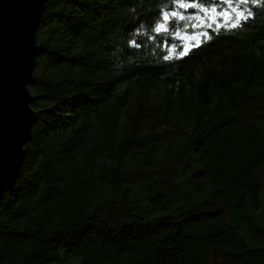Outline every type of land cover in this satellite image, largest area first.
Instances as JSON below:
<instances>
[{
    "label": "trees",
    "instance_id": "trees-1",
    "mask_svg": "<svg viewBox=\"0 0 264 264\" xmlns=\"http://www.w3.org/2000/svg\"><path fill=\"white\" fill-rule=\"evenodd\" d=\"M172 7L46 0L0 264H264V7L165 60Z\"/></svg>",
    "mask_w": 264,
    "mask_h": 264
},
{
    "label": "water",
    "instance_id": "water-1",
    "mask_svg": "<svg viewBox=\"0 0 264 264\" xmlns=\"http://www.w3.org/2000/svg\"><path fill=\"white\" fill-rule=\"evenodd\" d=\"M46 0H0V198L10 190L31 137L36 31Z\"/></svg>",
    "mask_w": 264,
    "mask_h": 264
},
{
    "label": "snow or ice",
    "instance_id": "snow-or-ice-1",
    "mask_svg": "<svg viewBox=\"0 0 264 264\" xmlns=\"http://www.w3.org/2000/svg\"><path fill=\"white\" fill-rule=\"evenodd\" d=\"M171 3L174 5L171 10H158L159 18L153 28L156 34L179 40L178 44L164 42L169 49L165 60L172 55L173 49L176 50L173 58L182 59L191 54L193 48L211 40L213 32L235 30L253 18V6L264 7V0H171ZM129 44L141 47L134 39Z\"/></svg>",
    "mask_w": 264,
    "mask_h": 264
},
{
    "label": "rangeland",
    "instance_id": "rangeland-1",
    "mask_svg": "<svg viewBox=\"0 0 264 264\" xmlns=\"http://www.w3.org/2000/svg\"><path fill=\"white\" fill-rule=\"evenodd\" d=\"M159 204H156L154 206H157ZM153 205L151 203H146V210H149L151 209ZM172 210H173V207L172 206H166L165 209L163 208H159V207H156L153 211H154V215L155 217H160V216H164L166 214H171L172 213ZM152 214V213H151ZM246 242L247 244L250 246V247H255V245H253L252 242H250L247 238H246ZM73 261H76L74 262L75 264H81V259L80 258H70V262H73ZM79 261V263H78ZM65 262V261H64ZM66 264V262H65Z\"/></svg>",
    "mask_w": 264,
    "mask_h": 264
}]
</instances>
